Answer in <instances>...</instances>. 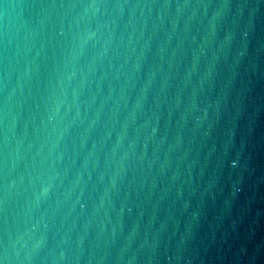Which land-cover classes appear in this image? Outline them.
Here are the masks:
<instances>
[{
    "label": "water",
    "instance_id": "95a60500",
    "mask_svg": "<svg viewBox=\"0 0 264 264\" xmlns=\"http://www.w3.org/2000/svg\"><path fill=\"white\" fill-rule=\"evenodd\" d=\"M3 3L0 264H264V0Z\"/></svg>",
    "mask_w": 264,
    "mask_h": 264
},
{
    "label": "clouds",
    "instance_id": "9594fccd",
    "mask_svg": "<svg viewBox=\"0 0 264 264\" xmlns=\"http://www.w3.org/2000/svg\"><path fill=\"white\" fill-rule=\"evenodd\" d=\"M2 12H0V63L3 66V87H8L10 66L14 65L17 57L27 58L29 51L36 48L40 43L42 46L43 36L45 34V25L41 20H37L35 24L32 23L31 18L26 22L23 16L13 15V4L3 3ZM39 15V14H37ZM27 61L25 64V76ZM19 75H17V90L20 88ZM58 83V82H57ZM54 103V101H53ZM4 115L7 117L9 111V96L7 93L4 95ZM43 123V121H42ZM7 131V129L5 130ZM5 145H7L8 137L5 135ZM13 169L9 166L0 178V187H3V201L5 205L9 200L14 197L15 193L9 191L13 184L17 181L13 177ZM46 189L42 190V196L46 193ZM27 211V201L25 202V212ZM19 215V213H17ZM23 223V220L21 221ZM7 221L5 220V224ZM15 223V218H14Z\"/></svg>",
    "mask_w": 264,
    "mask_h": 264
}]
</instances>
